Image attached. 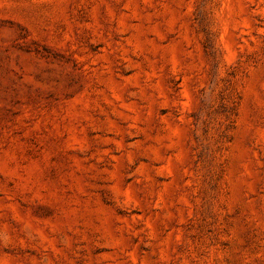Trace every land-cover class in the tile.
<instances>
[{
    "label": "rangeland",
    "instance_id": "rangeland-1",
    "mask_svg": "<svg viewBox=\"0 0 264 264\" xmlns=\"http://www.w3.org/2000/svg\"><path fill=\"white\" fill-rule=\"evenodd\" d=\"M0 264H264V0H0Z\"/></svg>",
    "mask_w": 264,
    "mask_h": 264
}]
</instances>
